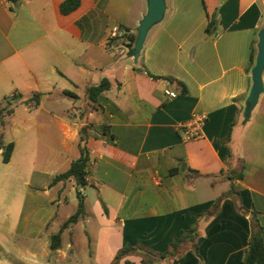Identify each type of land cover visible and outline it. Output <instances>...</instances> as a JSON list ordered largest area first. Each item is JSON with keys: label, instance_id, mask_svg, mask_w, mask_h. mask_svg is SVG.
<instances>
[{"label": "crops", "instance_id": "0c3cea01", "mask_svg": "<svg viewBox=\"0 0 264 264\" xmlns=\"http://www.w3.org/2000/svg\"><path fill=\"white\" fill-rule=\"evenodd\" d=\"M65 1L0 0V155L14 144L10 167L20 143L14 135L31 129L50 151L42 164L31 159L24 182L15 234L25 245L13 237L9 243L34 264L53 254L56 262L47 264H57L71 258L77 231L94 247L92 263L111 264L126 248L167 253L196 228L182 256L156 263L241 264L251 216L264 227V92L245 115L264 0H166L165 17L137 60L134 45L114 30L137 36L146 0H80L64 15ZM214 14L218 33L210 36ZM103 80L109 90L90 100L88 89ZM36 94L38 105L26 104ZM7 102L12 112L3 114ZM194 113L207 122L202 137L188 141L183 126ZM81 133L89 165L87 186L79 189L73 178L54 179L79 158ZM78 192L83 213L65 226L77 212ZM70 205L73 214L58 220ZM7 227L0 223L1 260ZM57 234L61 247L53 251ZM128 254L134 257L121 264L144 263L139 252Z\"/></svg>", "mask_w": 264, "mask_h": 264}, {"label": "rangeland", "instance_id": "374dc122", "mask_svg": "<svg viewBox=\"0 0 264 264\" xmlns=\"http://www.w3.org/2000/svg\"><path fill=\"white\" fill-rule=\"evenodd\" d=\"M137 6H139V2L137 3ZM12 106L13 104L10 102L5 103L3 106L5 107L3 108L4 111L2 110L4 112L3 114H9L8 111L11 110ZM29 127L31 126L29 125ZM14 137H16V139H18L20 143L17 156L15 157L13 164L10 167L7 166L2 160L3 156L0 155V223H8V227L6 228L8 237H3L4 244L7 245V255L2 260L0 259V261L2 262V264H34L32 261L27 260L26 257H22L20 254H18L15 248L16 246H13L11 243H9V241L10 237H13V243L16 241L17 245H25V243L22 242V239H19L15 234L16 228L18 225H20V221L22 218L21 208L22 204L26 202V191L27 189H29L24 182L27 178L26 176H28L30 171L32 170L31 159L34 158L38 164H42L44 159L49 156L50 151H47L42 142H38L39 136L36 134L35 130L31 129V131L27 133H22L16 136L14 135ZM86 191L88 195L93 194L90 189H86ZM9 193L12 194V197L10 204L7 205L6 202ZM73 212L74 209L71 205L65 207L59 213L58 220H63V218L67 216V213L73 214ZM67 238L65 242V248L68 244L67 241L69 240V237ZM70 244L74 246L72 252L69 253L71 254V258L64 262L58 259L57 264H71V262L74 260L77 261L78 264H94L92 263L93 259L90 260L88 258V252H94V247H87L85 245L80 232H74ZM131 257L134 256L128 254L125 257L123 256L118 261H114L111 264H121V262L124 261L125 258L127 261L128 259H131ZM142 257L144 259V263L142 264H149L153 261L154 263L158 262L157 260H153L152 257L150 258L146 255ZM47 261H50L51 263L56 262V257H54V254L49 259H40L39 264H47Z\"/></svg>", "mask_w": 264, "mask_h": 264}, {"label": "trees", "instance_id": "16d2710c", "mask_svg": "<svg viewBox=\"0 0 264 264\" xmlns=\"http://www.w3.org/2000/svg\"><path fill=\"white\" fill-rule=\"evenodd\" d=\"M80 5V0H66L64 3L61 5V13L64 15H67L74 10H76ZM218 26H219V21L217 19V15H212L209 17V22L207 25V33L210 36H216L218 33ZM121 30V36L119 40L123 41H129L131 46H133L136 42V35H133L130 33V29L126 27H120ZM257 40L253 42L252 46V55H251V62H250V69L255 65L256 62V56H257ZM110 82L108 80H103L100 85L90 87L88 89V96L89 99L92 101H96L97 97L102 94L103 92L109 90L110 88ZM184 92L186 94V88L184 87ZM39 98L40 96L38 94L34 95L33 100L30 99L26 101V104H31V102H35L36 105L39 103ZM9 113L12 112V110L8 111ZM2 145L0 143V149H2ZM14 150V144H8L6 147H4V152H3V161L4 163H9L11 160V156ZM79 150H80V156L79 158L74 161L69 168L68 171H66L63 174L58 175L55 179L54 182L58 181H63L67 180L69 178H73L76 182L77 187L84 188L87 186V169L89 165V155L88 151L85 145V138L83 134L81 133V138L79 142ZM185 166V165H184ZM177 170V169H176ZM242 178V175L239 176ZM78 199H79V204H78V209L77 212L72 215L68 221L66 222L65 226H68L70 224H74L78 221L80 216L83 213L84 210V203H83V197L80 194V192L77 193ZM197 230L196 228H192L188 231H186L180 238H176L173 240V243L171 244V249L167 253L164 254H151V253H146L140 249L136 248H126L123 249L119 254L117 255L115 262L118 261L121 257L124 255L130 253V252H139L141 256H149L150 258L152 257L153 260L163 261L166 259H177L180 256H182L183 253L187 250L186 246L187 244L191 243L194 241L196 237ZM60 243H61V236L60 234H57L52 237L51 241V250L55 251L60 249ZM193 250L196 254L197 253V248L193 247ZM149 264H155L154 261L150 262ZM241 264H264V227H262L259 223V219L256 214H253L251 216V235L249 239V244L248 247L246 248L243 256V260Z\"/></svg>", "mask_w": 264, "mask_h": 264}, {"label": "water", "instance_id": "95a60500", "mask_svg": "<svg viewBox=\"0 0 264 264\" xmlns=\"http://www.w3.org/2000/svg\"><path fill=\"white\" fill-rule=\"evenodd\" d=\"M147 12L139 22L137 27V38L132 50L135 60L139 59L146 42L149 31L165 17L167 11L166 0H146ZM257 42V56L254 67L251 70L252 86L249 92L245 115L250 117L252 111L258 104L261 94L264 92L263 73H264V24L259 31Z\"/></svg>", "mask_w": 264, "mask_h": 264}, {"label": "built area", "instance_id": "2783aa9c", "mask_svg": "<svg viewBox=\"0 0 264 264\" xmlns=\"http://www.w3.org/2000/svg\"><path fill=\"white\" fill-rule=\"evenodd\" d=\"M11 7L13 8V6ZM114 33V36H116L118 33L120 34V29H115ZM206 122L207 116L205 114L194 113L191 119L183 126L185 140H196L202 137V130ZM80 192L82 193L83 190L81 189Z\"/></svg>", "mask_w": 264, "mask_h": 264}]
</instances>
